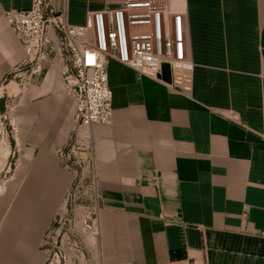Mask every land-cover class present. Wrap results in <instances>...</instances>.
<instances>
[{
  "label": "crops",
  "instance_id": "obj_1",
  "mask_svg": "<svg viewBox=\"0 0 264 264\" xmlns=\"http://www.w3.org/2000/svg\"><path fill=\"white\" fill-rule=\"evenodd\" d=\"M122 1L53 5L81 25L89 11ZM31 2L0 0V85L26 58L5 12ZM179 3L188 17L187 90L108 62L113 118L91 127L88 162L100 192L93 259L264 264V0ZM73 113L68 91L37 95L28 106L32 147L0 222V264H47L46 237L74 177L57 155L68 149Z\"/></svg>",
  "mask_w": 264,
  "mask_h": 264
},
{
  "label": "built area",
  "instance_id": "obj_2",
  "mask_svg": "<svg viewBox=\"0 0 264 264\" xmlns=\"http://www.w3.org/2000/svg\"><path fill=\"white\" fill-rule=\"evenodd\" d=\"M5 18L26 52L22 64L52 41L65 56V85L74 102L73 127L68 149H59L57 155L65 167H86L91 172L94 205L82 227L96 235L100 192L88 162L93 152L91 127L113 118L108 62L132 67L138 78L160 81L158 75L167 63L171 83H166L187 90L192 69L186 45L187 10L179 0H123L118 6L89 11L85 24L74 25L68 22L66 9H56L53 0H32L29 10H7ZM80 151L86 158H76Z\"/></svg>",
  "mask_w": 264,
  "mask_h": 264
},
{
  "label": "rangeland",
  "instance_id": "obj_3",
  "mask_svg": "<svg viewBox=\"0 0 264 264\" xmlns=\"http://www.w3.org/2000/svg\"><path fill=\"white\" fill-rule=\"evenodd\" d=\"M65 65V56L52 41L46 47L38 48L0 85V187L3 188L0 191V222L11 211L18 192L19 182H16L14 172L20 174L23 171L26 162L23 155L32 147L26 136L29 129L28 106L37 95L67 91ZM51 71L54 76L46 80ZM4 140L9 143V155L6 157ZM73 169L74 177L65 192L64 203L46 237L47 264H97L92 252L95 242L92 244L90 241L95 234L84 231L82 227L94 205L91 172L86 167L83 170V167L74 166Z\"/></svg>",
  "mask_w": 264,
  "mask_h": 264
},
{
  "label": "water",
  "instance_id": "obj_4",
  "mask_svg": "<svg viewBox=\"0 0 264 264\" xmlns=\"http://www.w3.org/2000/svg\"><path fill=\"white\" fill-rule=\"evenodd\" d=\"M158 77L167 83H171L170 67L167 63L162 65V74H159Z\"/></svg>",
  "mask_w": 264,
  "mask_h": 264
},
{
  "label": "bare ground",
  "instance_id": "obj_5",
  "mask_svg": "<svg viewBox=\"0 0 264 264\" xmlns=\"http://www.w3.org/2000/svg\"><path fill=\"white\" fill-rule=\"evenodd\" d=\"M3 144H4V148L6 149V153H5V154H7V153H8L7 148L9 147V144H8V142H7L6 140L3 141ZM2 189H3V188H2V186H1V187H0V191H1Z\"/></svg>",
  "mask_w": 264,
  "mask_h": 264
}]
</instances>
